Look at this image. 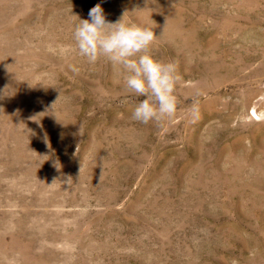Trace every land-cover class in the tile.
Wrapping results in <instances>:
<instances>
[{
    "label": "rangeland",
    "instance_id": "1",
    "mask_svg": "<svg viewBox=\"0 0 264 264\" xmlns=\"http://www.w3.org/2000/svg\"><path fill=\"white\" fill-rule=\"evenodd\" d=\"M96 4L155 23L171 120L75 48ZM0 264H264V0H0Z\"/></svg>",
    "mask_w": 264,
    "mask_h": 264
},
{
    "label": "clouds",
    "instance_id": "2",
    "mask_svg": "<svg viewBox=\"0 0 264 264\" xmlns=\"http://www.w3.org/2000/svg\"><path fill=\"white\" fill-rule=\"evenodd\" d=\"M125 15L109 22L100 4L90 9L89 19L74 15L78 21L73 29L75 48L89 63L103 57L125 71L127 89L145 97L133 109L132 119L143 124L171 120L177 111L175 89L181 79L176 65L150 54L157 39L153 21V26L125 22Z\"/></svg>",
    "mask_w": 264,
    "mask_h": 264
}]
</instances>
